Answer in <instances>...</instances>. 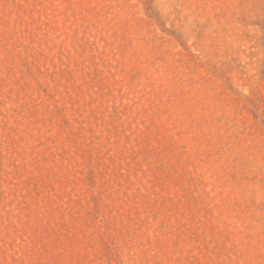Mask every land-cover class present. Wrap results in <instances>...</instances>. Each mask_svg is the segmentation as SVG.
<instances>
[{"label": "rangeland", "instance_id": "374dc122", "mask_svg": "<svg viewBox=\"0 0 264 264\" xmlns=\"http://www.w3.org/2000/svg\"><path fill=\"white\" fill-rule=\"evenodd\" d=\"M0 264H264V0H0Z\"/></svg>", "mask_w": 264, "mask_h": 264}]
</instances>
